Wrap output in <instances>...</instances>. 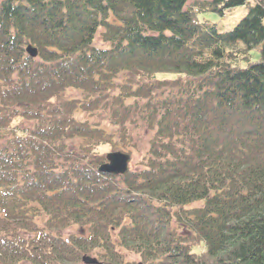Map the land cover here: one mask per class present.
<instances>
[{"label": "trees", "instance_id": "obj_1", "mask_svg": "<svg viewBox=\"0 0 264 264\" xmlns=\"http://www.w3.org/2000/svg\"><path fill=\"white\" fill-rule=\"evenodd\" d=\"M188 2L0 0V264H264V0Z\"/></svg>", "mask_w": 264, "mask_h": 264}, {"label": "rangeland", "instance_id": "obj_2", "mask_svg": "<svg viewBox=\"0 0 264 264\" xmlns=\"http://www.w3.org/2000/svg\"><path fill=\"white\" fill-rule=\"evenodd\" d=\"M191 1L193 0H189V2ZM252 4H253V1H251L250 3H246L244 5L235 6L231 9L226 10L223 14H220L218 12L205 11V12L199 13V17L201 19L206 18L212 22H215V24L217 25L220 31H227V30L232 29L240 21V19L247 14L249 7ZM259 59H260V47L258 46L251 51V56L249 57V60L250 62H252V61H258ZM240 64L243 66H246L248 62L246 60H243L240 62ZM101 150L102 152L106 154L109 152L115 151V150H112L109 145L101 146ZM130 155H131V161L129 163V166L131 168H135L138 164L137 162L141 160V156L143 155V153L134 152L133 154H130ZM72 231L78 232V228L72 227L68 229V232H66V234ZM127 260L129 264H136L141 261L139 255L132 254V253L127 256Z\"/></svg>", "mask_w": 264, "mask_h": 264}, {"label": "water", "instance_id": "obj_3", "mask_svg": "<svg viewBox=\"0 0 264 264\" xmlns=\"http://www.w3.org/2000/svg\"><path fill=\"white\" fill-rule=\"evenodd\" d=\"M27 52L30 56L36 57L38 55L37 48L29 45L27 47ZM106 161L99 166V171L108 174H124L129 169V162L131 155L123 151H112L107 153ZM83 261L86 264H94L97 262V259L88 255L83 257ZM137 264H143L139 262Z\"/></svg>", "mask_w": 264, "mask_h": 264}]
</instances>
